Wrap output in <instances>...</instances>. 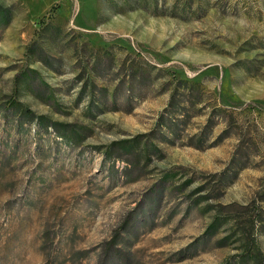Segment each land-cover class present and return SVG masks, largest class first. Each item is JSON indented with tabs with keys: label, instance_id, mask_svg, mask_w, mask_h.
<instances>
[{
	"label": "rangeland",
	"instance_id": "rangeland-1",
	"mask_svg": "<svg viewBox=\"0 0 264 264\" xmlns=\"http://www.w3.org/2000/svg\"><path fill=\"white\" fill-rule=\"evenodd\" d=\"M246 230L264 257V0H0V264H236Z\"/></svg>",
	"mask_w": 264,
	"mask_h": 264
},
{
	"label": "trees",
	"instance_id": "trees-1",
	"mask_svg": "<svg viewBox=\"0 0 264 264\" xmlns=\"http://www.w3.org/2000/svg\"><path fill=\"white\" fill-rule=\"evenodd\" d=\"M19 75L16 76L18 78ZM17 86L15 85L11 96L4 103V107L6 109H12L15 113L18 114V117L21 122L30 123L33 120H36L38 125L43 128H54L55 124L50 122L45 116H37L35 117L34 112L27 106H25L18 98H17ZM60 137L66 138L67 136L60 134ZM68 138V137H67ZM131 143V141H121L116 145L125 146ZM222 224L219 219L214 220L212 227H216ZM244 236L246 238V244L244 246L243 252L237 256L235 261L236 264H264V257L259 250V248L255 245L253 238H250V232L246 230L244 232Z\"/></svg>",
	"mask_w": 264,
	"mask_h": 264
}]
</instances>
